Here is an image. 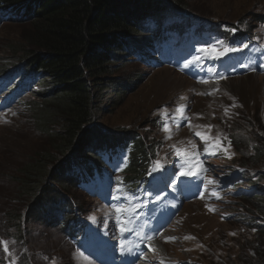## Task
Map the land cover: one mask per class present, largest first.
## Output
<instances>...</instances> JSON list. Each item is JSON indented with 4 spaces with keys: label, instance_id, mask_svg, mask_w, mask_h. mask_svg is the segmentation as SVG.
Listing matches in <instances>:
<instances>
[{
    "label": "rangeland",
    "instance_id": "374dc122",
    "mask_svg": "<svg viewBox=\"0 0 264 264\" xmlns=\"http://www.w3.org/2000/svg\"><path fill=\"white\" fill-rule=\"evenodd\" d=\"M152 1L173 4L170 0ZM184 3L188 8L185 12L194 13V17L228 23L264 42V0H185ZM21 17L23 23L7 22L0 27V68L17 59L13 56L15 51L25 49L22 38L30 19ZM146 47L154 51L145 56L155 59L154 43ZM124 54L125 51L120 55ZM131 58L127 57L124 65L119 58L120 65L113 66L105 76L104 82L117 83L124 88L123 94L117 92L119 87L104 86L95 95L92 126L100 131L103 140L109 136L144 135L141 144L153 150L157 160L169 163L174 147L193 142L203 147L204 141L195 132H210L213 137L223 138L226 147L229 141L231 146L219 159L209 160V176L223 182L232 170L247 167L250 171L240 187L264 189V179L259 177L264 174V82L259 80L264 74L254 72L231 77L227 79L229 85L222 86L220 82H196L172 67H154L143 64L135 56ZM193 68V64L188 65L189 70ZM246 78L251 79L249 86ZM22 83L26 91L24 98L0 112V242H8L7 252L0 243V264H26L25 259L28 264H95L82 256L64 233L68 220L76 218L74 210L63 213L62 225L45 218L44 215L48 216L45 207L35 209L40 214L37 217L32 210L37 203L29 187L21 184L26 178L23 168L40 155L52 153L55 143L51 130L61 129L54 122H40L45 111H39L48 87L38 83L33 74L22 77L19 87ZM181 102L190 106V124L175 132L165 131L159 126V120L167 110H176ZM58 163L53 166L54 170ZM53 179L48 178L46 184L55 183ZM55 184L59 190V183ZM67 191L68 203L76 206L79 215L96 222L104 220L108 211L99 200L79 188ZM227 203H220L223 210L217 213L216 205L202 199L184 205L159 239L165 255L155 251L146 264H159L163 258L191 264H264L255 261L264 249V239L253 228H264L259 199L253 195L248 199L231 198ZM225 213H231L233 220H226ZM253 216L257 217L256 221L251 219ZM168 237L176 239L167 241Z\"/></svg>",
    "mask_w": 264,
    "mask_h": 264
},
{
    "label": "trees",
    "instance_id": "16d2710c",
    "mask_svg": "<svg viewBox=\"0 0 264 264\" xmlns=\"http://www.w3.org/2000/svg\"><path fill=\"white\" fill-rule=\"evenodd\" d=\"M170 1L173 6L152 0H0V27L7 22L23 23L21 16L30 19L22 38L25 49L13 53L17 59L10 65L1 66L0 78L9 73L33 74L38 83L48 87L43 96L44 105L40 111L38 109L46 112L41 113L40 122H54L61 127L56 132L51 130L55 143L52 153L40 155L23 168L26 178L21 184L29 187L37 203L32 209L37 217L40 215L35 211L38 207H45L48 210L45 218L56 220L55 224L61 223L58 221L63 220V213L69 209L79 215L76 206L68 203L69 195L65 194L72 188L78 189L79 168L91 166V161L96 162L100 152L112 144L130 145L131 163L126 170L130 178L145 173L150 155H155L147 145L141 144L145 136H109L103 140L100 131L92 126L95 95L101 87H119L117 83L104 82L113 66L120 65L119 58L124 65L127 57L132 59L136 51L157 41L166 28L195 19L194 13L185 12L188 9L185 0ZM124 51L123 57L120 54ZM117 92L123 94L124 88L119 87ZM123 138L125 140L121 141ZM57 161L58 168L54 170ZM238 168H245L241 176L245 178L249 168ZM263 176L259 175L264 179ZM48 178H54L63 193H59L53 181L46 184ZM255 192L264 219V189L255 186ZM230 196L248 199L253 195L235 192L226 197ZM251 219L256 221L257 217ZM253 228H257L256 234L264 239V228ZM255 261L264 262V249ZM25 263L28 264L27 259Z\"/></svg>",
    "mask_w": 264,
    "mask_h": 264
},
{
    "label": "snow or ice",
    "instance_id": "6c2138e0",
    "mask_svg": "<svg viewBox=\"0 0 264 264\" xmlns=\"http://www.w3.org/2000/svg\"><path fill=\"white\" fill-rule=\"evenodd\" d=\"M233 31H235L233 29ZM238 49H234V48H225L223 51H217L215 47H213L212 49H205L204 51L206 52H209L210 55H212V58L214 59H218L219 57L221 56H224L226 55L228 52H231V51H237ZM204 83H207V81H204ZM235 106V105H233ZM185 108L186 106L185 105H181L178 109H177V113L179 114L180 116V119L181 120H187L188 118L186 116L183 115L184 111H185ZM227 111V109H226ZM189 124H190V121H189ZM209 129L212 127L211 125L207 126ZM164 130L165 131H169V127L167 124H165L164 126ZM195 135L197 137H200L206 144V150H208V148H212V149H216V150H220V151H224L225 153H227L228 151V147L231 146V142L229 141L228 142V146L226 147L224 144H223V138L221 137H213L210 132H201V131H197L195 132ZM177 154L181 157H189L191 154H189L186 150H177ZM210 154H215V152H211ZM158 165H159V161L156 162ZM199 164V162H197ZM193 168L197 167L196 164L192 165ZM154 170H158V169H154ZM205 171V169L201 166L199 168V171H192L191 168H189L187 171H182L181 172V175L187 177V176H192V175H199L200 172H203ZM213 195H217V193H213ZM118 198V197H117ZM117 212H120L121 214H123V212L125 211L124 209L122 208H117L116 209ZM187 238V237H186ZM167 240H175L176 237H168L166 238ZM3 244L4 246V250L7 252L8 251V242L7 241H2L0 242ZM149 247H151V245H149ZM161 264H164L163 261H161Z\"/></svg>",
    "mask_w": 264,
    "mask_h": 264
},
{
    "label": "bare ground",
    "instance_id": "6f19581e",
    "mask_svg": "<svg viewBox=\"0 0 264 264\" xmlns=\"http://www.w3.org/2000/svg\"><path fill=\"white\" fill-rule=\"evenodd\" d=\"M251 73H254V72H251ZM257 73V72H256ZM249 74V73H248ZM182 75V74H181ZM243 75H245V74H243ZM235 77V76H234ZM186 78H188V77H186ZM175 79L176 80H178V78H176L175 77ZM189 79V78H188ZM227 79H229V78H227ZM227 79H224V80H222L221 82H220V84H222V86L224 85V86H228L229 85V81L227 80ZM261 82H264V77H261L260 79H259ZM246 83H247V86H249V83H250V81H251V79H249V78H246ZM222 87L220 86V89H221ZM181 128V127H180ZM264 177V176H263ZM196 200H194V201H192L190 204H192L193 202H195ZM153 245H154V248H155V250H156V252L159 254H161V255H165V251H164V248H163V243L162 242H159V239H157L154 243H153ZM162 260H166V258H163Z\"/></svg>",
    "mask_w": 264,
    "mask_h": 264
},
{
    "label": "water",
    "instance_id": "95a60500",
    "mask_svg": "<svg viewBox=\"0 0 264 264\" xmlns=\"http://www.w3.org/2000/svg\"><path fill=\"white\" fill-rule=\"evenodd\" d=\"M244 74H248L247 72H244Z\"/></svg>",
    "mask_w": 264,
    "mask_h": 264
}]
</instances>
